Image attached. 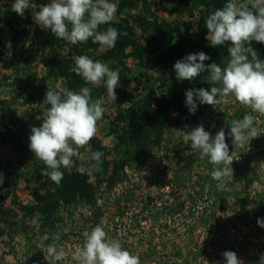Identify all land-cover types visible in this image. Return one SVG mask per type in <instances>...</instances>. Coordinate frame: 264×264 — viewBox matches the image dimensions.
<instances>
[{
    "label": "rangeland",
    "instance_id": "374dc122",
    "mask_svg": "<svg viewBox=\"0 0 264 264\" xmlns=\"http://www.w3.org/2000/svg\"><path fill=\"white\" fill-rule=\"evenodd\" d=\"M13 2L0 0V206L12 209L18 217L6 222L0 216V264H48L45 255L51 239L46 241L43 236L57 231L62 233L58 248L65 256L59 261L53 259L52 264H76L71 258L72 252L83 243L84 232H90L97 225L104 228L109 238L120 240L125 249L138 255L141 264H225L222 255L225 251L236 252L244 264H257L264 253V228L257 224L258 218L264 219L261 202L251 207L245 196L234 210H220L222 217L230 219L241 214L236 223L239 230L235 232L231 228V234L222 236V243L217 226L212 228V233L199 228L193 236L169 234L153 218L146 217L150 208L156 211L163 208L165 201L176 202L170 182L175 169L194 180L200 173L211 174L206 160L192 163L193 160L182 156H192L191 141H186L185 133L200 124L207 128L214 123L227 134L230 125L226 120H231L227 108L235 100L219 97L221 102L216 106L198 104L195 114L186 112V118L178 120V112L172 106L171 120L162 129L161 136L158 133L161 125L149 122L155 127L149 140L142 141V136L131 130L132 124L139 128L141 122L146 128L148 117L159 104L165 103L174 89L194 81L195 78L176 80L173 65L177 60L203 51L210 57L205 66L214 62L222 68L226 66L230 44L211 46L205 20L227 0H112L118 6L115 19L99 29L115 27L121 33L111 50L92 38L73 45L42 29L34 21L33 12L51 0H29L31 8L25 10L24 17L7 13ZM260 44L253 42L252 47L264 60V53L260 54L256 48ZM73 55H87L112 70L119 69L120 83L115 89L114 102L103 84H86L72 71ZM208 75L206 70L200 78L206 80ZM77 84L90 87L93 98H101L105 109L102 120L98 121L96 136L79 150L81 157L90 151H101L103 162L101 170L91 176L78 171L81 161L75 157L73 167L61 168V171L88 176L96 190V200L93 202L78 194L69 206L59 201L52 218L32 217L26 210H19V205L30 207L36 204L37 193H53L57 188L41 174L46 166L29 149L31 128L42 124L45 107H50L42 105L48 85L53 89L59 85L79 91L74 88ZM182 110L187 111L185 106ZM259 121L264 130V117H259ZM257 138L262 139L260 147L264 151V138ZM244 150L252 155L247 160L248 168L260 177L250 187L247 197L263 198L264 154L260 155L262 151L253 140ZM178 163L184 168L180 169ZM112 177L116 178L114 184ZM185 186L184 195L192 191L193 184L188 182ZM150 200V208L143 211L144 203ZM192 206L187 203L182 217L177 218L178 224L168 217H163L161 222L185 231L183 223H192L195 218L191 214Z\"/></svg>",
    "mask_w": 264,
    "mask_h": 264
},
{
    "label": "clouds",
    "instance_id": "9594fccd",
    "mask_svg": "<svg viewBox=\"0 0 264 264\" xmlns=\"http://www.w3.org/2000/svg\"><path fill=\"white\" fill-rule=\"evenodd\" d=\"M117 7L112 0H51L38 12H33V19L57 39L76 45L92 38L111 50L121 33L115 27H107L103 31L99 29L115 19ZM11 8L24 17L25 10L31 7L29 0H14ZM205 25L211 46L230 44L226 66L222 68L215 62L205 66L204 62L210 60L207 54L203 51L190 53L174 63L176 80L191 81L206 70L209 72L206 80L214 85L210 91L199 88L185 92V105L191 114L197 111V102L216 106L221 102L218 97L233 98L251 113L258 114H244L242 118L226 120L230 125L227 135L232 138L235 148L248 149L252 139L264 135V130L258 127L259 117H264V60L252 47L253 42L264 44V0H227L206 18ZM72 59L75 65L72 71L76 75L86 84H103L108 97L113 102L116 100L119 69L112 70L104 62L94 61L87 55H73ZM91 92L90 87L75 91L59 85L53 89L48 85L42 105L50 107H45L42 124L31 128L29 149L46 166L41 174L57 186L64 176L61 168L71 169L74 157L81 161L78 171L91 176L101 170L103 152L90 151L81 157L79 151L96 136L98 121L102 120L105 112L102 99L93 98ZM185 139L191 141V149L200 160L207 158L214 166L211 171L213 180L221 183L233 180L231 165L234 159L229 152L223 127L213 138L200 124L185 133ZM257 224L264 228V219L258 218ZM61 235L57 231L43 236L46 241L51 239L45 255L48 264H52L53 259H64L65 253L58 248ZM83 236V243L77 245L71 255L76 264H141L138 255L125 249L120 240L109 238L101 225L90 232L85 231ZM222 255L225 264H244L234 251H225ZM257 264H264V253Z\"/></svg>",
    "mask_w": 264,
    "mask_h": 264
},
{
    "label": "trees",
    "instance_id": "16d2710c",
    "mask_svg": "<svg viewBox=\"0 0 264 264\" xmlns=\"http://www.w3.org/2000/svg\"><path fill=\"white\" fill-rule=\"evenodd\" d=\"M8 14H15L14 11H12L11 6H8ZM256 48L258 51H260V54L264 53V46L261 44L256 45ZM201 75L194 79V81L187 83L183 88L181 89H174L172 93L166 98L165 103L159 104V107L157 110L153 111V113L148 117L147 119V126L146 128L142 127L143 122H141V126L137 128L135 124H132V132H138L142 136V141L149 140L150 137L153 135L155 131V127L151 125L149 122L153 123H159L161 125V128L159 129L158 133L161 136L162 129L166 127V125L170 122V111H172L173 108L176 109L178 112L177 120L181 118H186L185 114L186 112L189 113V110L187 109L185 105V92L188 89H199L204 88L210 91L212 85L207 80H203ZM79 86L84 87V84L82 85H75L74 88H78ZM184 92V95L182 94ZM219 98V97H218ZM199 104V102H198ZM203 106H208L207 104H201ZM185 106L187 111L182 110V108ZM228 110V118L229 119H239L242 118L244 114H253L258 115L255 113H251L250 109H247L243 106H241L238 102H234L233 104H230V106L227 108ZM7 117V115H4ZM151 118H154L153 121H150ZM5 120V119H4ZM143 120V119H141ZM195 122L198 123V119H195ZM6 124L8 122L6 121ZM214 123H211L209 127L205 128L206 131L210 132L212 137L214 138L216 133L219 131V125H215L213 127ZM258 127H262L261 125H258ZM144 128V129H143ZM262 138H264V135H260ZM253 142L256 144L257 148H260V152L262 151L261 146V140L259 138L252 139ZM226 143L229 145V152L233 156V162H232V169H233V180L227 181L223 183V185H220L221 182L215 181L212 179L211 174H198L197 180H194V177H185L181 172L179 173V169L174 170V179L171 182L172 187V193L175 195V203H170V201H165L163 204V208H157L156 211L154 209H151L149 205L151 204V200L144 203V208H142L143 211L147 212V218H153L154 222L158 224L159 227H163V231L168 232L169 234H178L181 233L183 235H189L193 236L197 229L204 228L207 232L212 233L213 227L217 226L218 230L216 232H219V235L221 238L219 241L222 243L224 242L222 238L225 235L231 234L232 230L231 228H234L235 232L239 230L238 226H236L237 221L241 218V214H237L232 216V218H225L222 217L220 214V210H234L237 208L242 202L243 197L246 196V199H248V202L251 207H255L261 204H264V195L262 196H248L250 193L248 192L250 187L253 186L254 182L260 181V177H258L257 173L253 169L248 168V159H251L252 155L244 152L245 147H236L232 143V138L229 137L226 134ZM264 151L260 153V155L263 156ZM184 158H187L192 163L197 162L196 160H200L198 158V154L194 153L192 151V156H184ZM204 160L207 161V165L210 171L213 170V165L208 162V159L205 158ZM250 162V161H249ZM178 166L180 169H183L184 167L178 163ZM165 167H168V165L165 164ZM188 169V167H187ZM260 170V169H259ZM261 173V171H260ZM194 173L192 172L191 175ZM250 175V176H249ZM260 175V174H259ZM264 177V172L261 175ZM191 180H190V179ZM113 184L116 183V178L112 177ZM192 183L193 188L192 191L184 195L182 189L186 188V183ZM241 182H244L245 184L242 185ZM55 184V183H54ZM56 186V191L47 194L37 193L35 195L36 204L25 207L23 205H19L18 209L21 211H27V215H30L32 217L36 215H41L47 220L52 218L53 214L56 210H58L57 206L59 205V201H63L64 206H69L73 203V200H75L76 196L78 194H81L84 198H89L90 201L96 200V190L94 188V185L89 182V177L86 175H83L80 172H77L75 174H64L63 179L61 181V184L59 186ZM262 186L264 187V183H262ZM207 187V189H205ZM201 189V190H200ZM246 189V190H244ZM262 194V193H261ZM250 197V198H249ZM261 198V200H259ZM244 199V200H246ZM221 202H226L225 205H222ZM187 203L192 204L191 207V214L195 217L194 221L192 223H183L186 226L185 231H179L177 227H172L169 225V223H162L161 219L163 217H168L170 220H172V223L178 224V216H181V212L185 211V207L187 206ZM98 211H100V208H97ZM196 210H199L197 213H195ZM234 212V211H233ZM97 214V213H95ZM0 216L4 219V221L8 222L13 220V218L18 217V213L13 211L10 208H5L3 206H0ZM182 217V216H181ZM180 220V218H179ZM182 222L183 219H181ZM164 224V225H163ZM221 225V226H219ZM175 226V225H174ZM223 236V237H222ZM207 251V250H205ZM204 251V252H205ZM195 252V251H194ZM197 254H201V251H196Z\"/></svg>",
    "mask_w": 264,
    "mask_h": 264
}]
</instances>
